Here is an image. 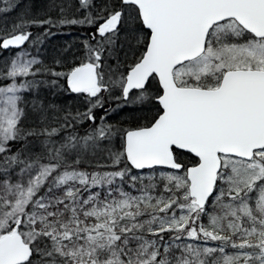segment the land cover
I'll return each instance as SVG.
<instances>
[{"label":"snow or ice","instance_id":"obj_1","mask_svg":"<svg viewBox=\"0 0 264 264\" xmlns=\"http://www.w3.org/2000/svg\"><path fill=\"white\" fill-rule=\"evenodd\" d=\"M0 264H264V0H2Z\"/></svg>","mask_w":264,"mask_h":264},{"label":"trees","instance_id":"obj_2","mask_svg":"<svg viewBox=\"0 0 264 264\" xmlns=\"http://www.w3.org/2000/svg\"><path fill=\"white\" fill-rule=\"evenodd\" d=\"M25 2H26V0H21V3H25ZM36 2H39V0H36ZM0 3H2V0H0ZM12 15H15V13H13ZM68 31H71V29H64L63 30V32H68ZM52 44L55 45V40L54 39L52 40ZM68 99L71 100L72 98L71 97H68Z\"/></svg>","mask_w":264,"mask_h":264},{"label":"rangeland","instance_id":"obj_3","mask_svg":"<svg viewBox=\"0 0 264 264\" xmlns=\"http://www.w3.org/2000/svg\"><path fill=\"white\" fill-rule=\"evenodd\" d=\"M68 33L71 34V32H68ZM79 33H80V32H78V34H79ZM58 35H59V34H58ZM58 35H57V36H58ZM56 42H58V44L61 43L60 40H58V41H56Z\"/></svg>","mask_w":264,"mask_h":264},{"label":"bare ground","instance_id":"obj_4","mask_svg":"<svg viewBox=\"0 0 264 264\" xmlns=\"http://www.w3.org/2000/svg\"><path fill=\"white\" fill-rule=\"evenodd\" d=\"M57 35H58V33H57ZM57 35H56V36H57ZM55 44H58V42H56Z\"/></svg>","mask_w":264,"mask_h":264}]
</instances>
